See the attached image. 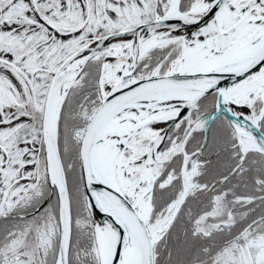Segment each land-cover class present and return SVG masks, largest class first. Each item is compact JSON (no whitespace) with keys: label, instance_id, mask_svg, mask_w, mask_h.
<instances>
[{"label":"snow or ice","instance_id":"obj_1","mask_svg":"<svg viewBox=\"0 0 264 264\" xmlns=\"http://www.w3.org/2000/svg\"><path fill=\"white\" fill-rule=\"evenodd\" d=\"M0 264H264V0H0Z\"/></svg>","mask_w":264,"mask_h":264}]
</instances>
